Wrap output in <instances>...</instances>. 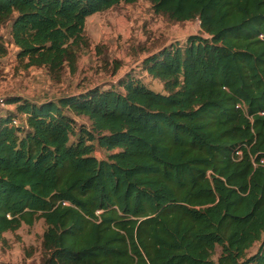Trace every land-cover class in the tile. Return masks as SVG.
<instances>
[{
	"label": "trees",
	"instance_id": "1",
	"mask_svg": "<svg viewBox=\"0 0 264 264\" xmlns=\"http://www.w3.org/2000/svg\"><path fill=\"white\" fill-rule=\"evenodd\" d=\"M138 1L0 0V28L19 69L60 82L90 46L87 20ZM147 1L204 34L142 61L165 93L129 73L106 89L7 99L0 242L44 220L42 264H264V0Z\"/></svg>",
	"mask_w": 264,
	"mask_h": 264
},
{
	"label": "rangeland",
	"instance_id": "2",
	"mask_svg": "<svg viewBox=\"0 0 264 264\" xmlns=\"http://www.w3.org/2000/svg\"><path fill=\"white\" fill-rule=\"evenodd\" d=\"M193 35H204L197 20L170 22L155 14L147 0L121 4L87 20L86 37L90 46L81 52L76 74L66 70L61 81L57 82L49 77L45 69H19L13 53L15 48L9 43V27L5 26L0 28V40L8 47L9 55L0 60V95L8 101L21 97L32 102H44L91 87L110 88L129 73L136 75L154 91L165 93L163 84L143 71L142 61L162 48L185 44ZM117 65L120 68L114 74ZM11 106L15 108L14 104L8 107ZM8 111L6 107L1 114ZM76 120L79 125H90L86 118ZM95 155L105 158L100 149ZM45 230L44 220H39L32 227L23 226L15 233L5 234V241L0 242V264H42ZM259 246L256 244L248 254L256 253ZM219 254L218 248L214 259Z\"/></svg>",
	"mask_w": 264,
	"mask_h": 264
},
{
	"label": "built area",
	"instance_id": "3",
	"mask_svg": "<svg viewBox=\"0 0 264 264\" xmlns=\"http://www.w3.org/2000/svg\"><path fill=\"white\" fill-rule=\"evenodd\" d=\"M8 105L9 104H8L7 98L3 95H0V115H1L2 110L6 108ZM20 123H21L20 119L14 120L15 125H19ZM261 163L264 164V161H262Z\"/></svg>",
	"mask_w": 264,
	"mask_h": 264
},
{
	"label": "crops",
	"instance_id": "4",
	"mask_svg": "<svg viewBox=\"0 0 264 264\" xmlns=\"http://www.w3.org/2000/svg\"><path fill=\"white\" fill-rule=\"evenodd\" d=\"M16 51H17V50H16V49H14V50H13V53L15 54V53H16ZM51 99H55V98H51ZM13 104H14V103H13ZM9 105H11V104H9ZM9 105H8V106H9ZM14 105H15V107H16V103H15ZM8 106H7V109H8V110H10V111H14V110H15V108H14V109H12V106H13V105H12L11 107H8Z\"/></svg>",
	"mask_w": 264,
	"mask_h": 264
}]
</instances>
